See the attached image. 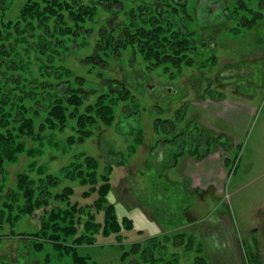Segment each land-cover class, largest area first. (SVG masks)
Here are the masks:
<instances>
[{"label": "rangeland", "instance_id": "1", "mask_svg": "<svg viewBox=\"0 0 264 264\" xmlns=\"http://www.w3.org/2000/svg\"><path fill=\"white\" fill-rule=\"evenodd\" d=\"M26 1L11 0L6 8L0 6L1 36L6 39L10 35L0 44L15 45L0 67V80H8L0 89V97L6 99L9 92L19 99V104L29 111L34 133L17 136L27 150L18 154L16 160L3 164L0 194L17 192L20 173L38 181L42 178L39 169L59 175L63 166L75 160V155H92L99 161L98 175L113 164L107 198L114 204L118 220L130 218L132 227L105 235L103 212L97 213L92 222L99 223L98 231L87 230V237L81 242L68 240L76 254L88 257L86 264H194L199 255L208 264H262L258 231L264 217V0H245L254 14L237 9L230 17L227 13L238 0H189L188 12L193 18L187 25L198 31L201 28L202 33L197 35L214 46L215 55L209 59L207 51L199 57L188 54L195 62L177 67L154 65L130 45L107 49L102 35L109 33V20L116 14L107 7L110 5H106V0H80L90 6L95 1L96 6L78 27L68 13L80 5L70 0L75 8L64 13L65 33L61 26H55L56 19L42 25L37 16H26L20 28L8 26V22L18 18ZM38 1L42 10L49 0ZM139 3L120 1L117 21L127 22V14ZM244 12L245 20L236 18ZM96 50L100 57L91 58ZM12 60L19 62L17 69L10 68ZM15 79H19V85ZM66 84L88 92L80 112L95 105L101 94H105L106 103L111 99L114 103L117 92L113 90L121 84L130 96L113 106L112 125H94L93 134L79 142L76 117L68 118L64 126L48 123V105L33 100L35 94L38 98L54 94L58 85L65 88ZM35 85L38 87L31 90ZM64 108L68 116L72 108ZM180 112L183 119L176 122ZM163 119L174 121L175 133L188 128L183 139L185 151L194 148L201 137V127L214 136L222 135L226 152L217 143L218 148L211 155L224 159L227 171L222 177H213L215 184L193 187V180L190 182L183 174L188 153L173 163L179 141H162L173 138L169 123L160 122ZM138 130L142 139L136 143ZM70 136L74 138L72 143L68 141ZM131 145L133 152L129 151ZM29 150L34 151L33 155ZM208 169L214 173L216 166ZM65 185L74 188L72 202L91 204L96 198L95 192L82 196L88 186L67 180L52 188V194ZM56 205L66 204L52 198L49 207H40L22 217L7 208L5 202L0 203V264L74 263L71 248L65 251L47 243L34 248L33 238L25 241L10 236L12 230L37 231L44 214ZM85 219L81 215L76 220L74 237L84 233ZM153 237L155 241L147 245ZM24 242L29 246L22 249ZM133 243L141 246L133 251ZM22 250H27V255L20 263Z\"/></svg>", "mask_w": 264, "mask_h": 264}, {"label": "trees", "instance_id": "2", "mask_svg": "<svg viewBox=\"0 0 264 264\" xmlns=\"http://www.w3.org/2000/svg\"><path fill=\"white\" fill-rule=\"evenodd\" d=\"M10 1L11 0H0V3L2 4L0 5L1 8H6ZM69 1L70 0H49L48 3L44 5V8L40 10L39 6L40 8L43 6L39 4L38 0H27L20 11L18 18L15 21L8 22L7 25H14L16 28H20L21 20L26 19V16H37L42 25L45 21L56 19V22H54L55 26H61V32L65 33L66 30L62 29V25L65 23L66 18L64 13L69 11V8H75V5H71ZM76 1L80 6H78L74 12H69L68 15L71 16L73 23L78 27L80 22L93 14L96 2L94 1L93 6H90L87 4H81L80 0H73V2ZM120 1L122 0H112L111 2L106 0V5H110L107 7L113 8V13L116 14L114 15V18L109 20V33L105 36L102 35L103 38L101 41L104 42L107 49L112 48L114 50H119V48L130 45L135 51L139 52L142 57L147 61H151L154 65L165 63L175 67L182 64L191 65L194 63V58L188 54H194L196 57H199V55H202L207 51L209 53L207 58L212 59L214 57V46H211V43L206 42L202 36L197 35L198 32L202 33L201 28L199 27L198 31L197 28L190 29L187 25V22L193 18L188 12L189 0H139L140 3L131 8L130 12L127 14V22L121 20L122 23L117 21L119 11L116 12ZM233 5V9L227 13L229 17L230 13H237V9L247 10L251 14H254V10L248 8L245 0L235 1ZM210 9L213 10L214 8ZM244 13L239 14L236 18L238 19L240 16V18L245 20L247 16L246 12ZM29 25L33 28L32 24ZM248 25H250V22H248ZM70 29L71 28L67 29V31H70ZM195 35H197V37H195ZM9 38L10 35H8L6 39L2 38L0 33V42L3 39L9 40ZM10 49H12V51L15 49L13 43L7 45L3 42L0 44V67L4 62L5 57L9 56ZM97 50L96 54L91 56V58L100 57ZM11 63L13 65L10 68L17 69L16 63L19 62L12 60ZM201 66H203V64H201ZM5 76H7V74H5ZM79 79L80 78H78V80ZM5 82H8L6 78L0 80V89L5 87L3 85ZM14 83L19 85V79H15ZM42 83L43 87L48 88L46 82ZM37 87L38 86L35 85L34 87H31V90H34ZM113 91L117 92L116 97L113 98L115 99L114 103L112 99L109 100V103H106L105 94H101L95 105H88L82 112H80L79 108L83 103L82 100L85 99L88 92L82 87L73 88L70 84H66L65 88H61L58 85V89L55 90L54 94H44L40 98L35 94L33 100L37 102L42 100L48 105V109H50L49 117L47 118L48 123L54 122L57 123V125L64 126L68 118L75 119L76 117V130L79 142H81L86 136L93 134V129H91V127L94 125H97L98 123L105 126L112 125L114 121L113 106L120 100L129 99L130 92H128V89H126L123 84ZM10 97L11 94L9 92L6 99L0 97V172L3 169L4 163L16 160L18 154L27 150L25 145L17 140V136H33L34 133L33 121L28 115L29 111H25V106L19 104L18 98L15 99L14 97H11L12 100L10 101ZM15 100L18 102H15ZM65 105L72 108L70 109L72 111L68 116H66ZM182 119L183 114L180 112V114L176 116L175 121H181ZM160 122H162L163 125L164 123H169L168 126L173 132L175 126L173 120L163 119ZM186 130L187 127H183L179 133H172V139L162 140H168L171 143H174L175 140L179 141V148L175 154L173 163H176L177 158L185 153H190L197 159H201L211 152L212 144H210L209 140L205 139L201 134V137L196 140L194 148L191 149L190 152L188 150L185 151L183 147L185 141L183 139ZM138 131V138L135 141L136 143L141 142L142 139L140 130ZM181 140L182 143L180 142ZM68 141L69 143H72L74 141L73 136H70ZM201 142H203L202 145ZM198 143L201 146H199ZM131 147L129 146V151L133 152L134 146L131 145ZM199 147H202L203 149L200 150ZM28 153L33 155L34 151L29 150ZM74 159L75 160L61 168L59 175L46 172L45 169H39L38 173L42 175V178L38 181L31 178L27 173H20L17 177V188L15 189L17 192L14 193V190H12L11 192L9 191L7 195L0 194V203L5 202L7 208L10 210H16L18 215L26 216L31 215L34 210L40 207H49L52 198L57 203L65 202V207L56 205L44 214L37 231L30 233H15V231L12 230L10 236L25 241H30V239L32 240L33 238L34 248H39L45 243L50 244L53 248L64 249L65 251H71L69 250L71 248L74 250V252L72 251L74 253L73 264H86V258L88 257L76 254L73 244L68 243V240L73 239V243L81 242L83 237H87V230L89 232L91 231V233L98 231L99 223L97 222L95 224L92 222L97 213L99 214L100 212H103V233L105 235H108L111 232L118 233V231L123 228H130L132 227V223L130 218L125 216L122 217L121 220H118L115 213V206L113 203H110L107 198L111 189L110 174L113 170V164L107 165L104 168V172L98 175L99 161L97 158L83 153L75 155ZM64 180L88 186V188L82 192V196L89 197L95 192L96 198L91 204L80 205L77 201L72 202L70 197L74 193V188L71 185H65L60 191L52 194L51 189L58 186L61 181ZM1 182L2 181L0 180V183ZM81 215L86 216V219L84 220L85 222L83 221L84 225H86V229H84L82 235L74 237L77 233L76 220L79 219ZM153 240L155 241V237H153L152 240L151 238L147 240L146 244H151ZM28 246L29 245L24 242L22 244V249H25ZM140 246V243H133V251ZM26 251L22 250L24 254L20 253V257L18 258L20 263L24 262L22 260L25 255H27ZM194 264L208 263L203 255H199L194 259Z\"/></svg>", "mask_w": 264, "mask_h": 264}, {"label": "crops", "instance_id": "3", "mask_svg": "<svg viewBox=\"0 0 264 264\" xmlns=\"http://www.w3.org/2000/svg\"><path fill=\"white\" fill-rule=\"evenodd\" d=\"M188 157L189 159L185 160V165L187 168H185L186 171L183 174L190 180V182L193 180V187H205L208 185H213L215 184L213 177H222L224 171H227V165L225 164L224 159H222L220 156L210 155L204 159H197L195 156L188 153ZM210 165L216 166L217 173H215L216 171L214 173L208 172L210 169L207 170V168H209Z\"/></svg>", "mask_w": 264, "mask_h": 264}, {"label": "flooded vegetation", "instance_id": "4", "mask_svg": "<svg viewBox=\"0 0 264 264\" xmlns=\"http://www.w3.org/2000/svg\"><path fill=\"white\" fill-rule=\"evenodd\" d=\"M196 127L200 128L201 126H198L196 125ZM202 128V129H201ZM200 130H202V133H200L203 137H205V139H208L210 144H212L211 146V152L208 153L207 155H205L203 158L201 159H204L206 158L207 156H210L211 154H213L216 149L218 148L217 146V143L220 144V149L224 150L226 152V149L225 147L226 146H223L222 142H221V135H219L218 137L217 136H214L213 133H210L208 132L205 128L201 127ZM188 129V128H187ZM210 136V137H209ZM221 150V151H222ZM229 152V151H228ZM255 229V232L258 231V227L257 228H254ZM259 234H260V240H261V244H262V248H261V258H262V264H264V217H263V220L261 222V227H260V230L258 231ZM259 240V241H260Z\"/></svg>", "mask_w": 264, "mask_h": 264}]
</instances>
